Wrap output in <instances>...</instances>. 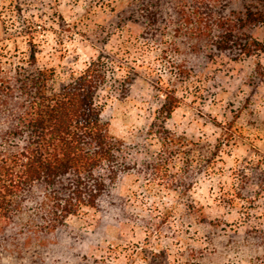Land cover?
Masks as SVG:
<instances>
[{
    "label": "rangeland",
    "instance_id": "rangeland-1",
    "mask_svg": "<svg viewBox=\"0 0 264 264\" xmlns=\"http://www.w3.org/2000/svg\"><path fill=\"white\" fill-rule=\"evenodd\" d=\"M224 1L216 17H238L243 0ZM195 2L0 0V86L33 55L56 89L102 55V118L131 166L64 220L53 191L24 194L0 221V264H264V55L217 49ZM250 33L264 42V24Z\"/></svg>",
    "mask_w": 264,
    "mask_h": 264
},
{
    "label": "trees",
    "instance_id": "trees-1",
    "mask_svg": "<svg viewBox=\"0 0 264 264\" xmlns=\"http://www.w3.org/2000/svg\"><path fill=\"white\" fill-rule=\"evenodd\" d=\"M196 1L198 14L210 19V34L218 31L217 49L264 55V42L250 33L264 24V0H243L239 16L233 18L216 17L224 0ZM226 2L227 7L232 0ZM30 62V68L18 66L7 84L0 86L8 98L0 99V112L4 105L13 106L12 122L0 128V221L11 219L24 194L37 185L54 192L61 220L84 206L97 207L131 168L122 160L124 148L110 134L102 118L104 105L98 100L100 91L111 83L109 62L99 56L58 89L50 86L48 71L35 65V55ZM256 76L264 82L262 62ZM116 81L127 89L132 78L127 74ZM168 97L166 117L178 101L174 92ZM165 131L175 144L177 137ZM176 154L173 150V157Z\"/></svg>",
    "mask_w": 264,
    "mask_h": 264
}]
</instances>
